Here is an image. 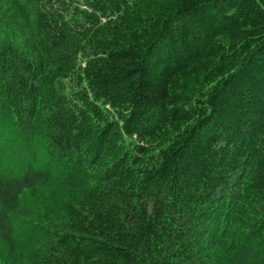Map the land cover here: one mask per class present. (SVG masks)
Here are the masks:
<instances>
[{
    "label": "trees",
    "instance_id": "16d2710c",
    "mask_svg": "<svg viewBox=\"0 0 264 264\" xmlns=\"http://www.w3.org/2000/svg\"><path fill=\"white\" fill-rule=\"evenodd\" d=\"M0 264H264V0H0Z\"/></svg>",
    "mask_w": 264,
    "mask_h": 264
}]
</instances>
